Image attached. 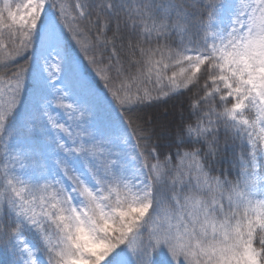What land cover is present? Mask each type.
<instances>
[{
  "label": "snow or ice",
  "instance_id": "snow-or-ice-1",
  "mask_svg": "<svg viewBox=\"0 0 264 264\" xmlns=\"http://www.w3.org/2000/svg\"><path fill=\"white\" fill-rule=\"evenodd\" d=\"M0 251L264 264V0H0Z\"/></svg>",
  "mask_w": 264,
  "mask_h": 264
},
{
  "label": "trees",
  "instance_id": "trees-1",
  "mask_svg": "<svg viewBox=\"0 0 264 264\" xmlns=\"http://www.w3.org/2000/svg\"><path fill=\"white\" fill-rule=\"evenodd\" d=\"M75 55H80L78 52H74ZM80 71L81 74L88 80L92 81L94 84V87H96L98 90L103 91V84L99 81L98 78L94 76L92 73L91 68L88 66L87 61L83 59L82 55L80 56ZM171 106V105H169ZM7 259V256L0 251V264H3V262Z\"/></svg>",
  "mask_w": 264,
  "mask_h": 264
},
{
  "label": "rangeland",
  "instance_id": "rangeland-1",
  "mask_svg": "<svg viewBox=\"0 0 264 264\" xmlns=\"http://www.w3.org/2000/svg\"><path fill=\"white\" fill-rule=\"evenodd\" d=\"M81 72V71H80Z\"/></svg>",
  "mask_w": 264,
  "mask_h": 264
}]
</instances>
